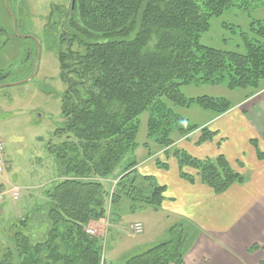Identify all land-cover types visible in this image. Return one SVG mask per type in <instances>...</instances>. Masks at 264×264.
Listing matches in <instances>:
<instances>
[{
    "label": "trees",
    "instance_id": "trees-1",
    "mask_svg": "<svg viewBox=\"0 0 264 264\" xmlns=\"http://www.w3.org/2000/svg\"><path fill=\"white\" fill-rule=\"evenodd\" d=\"M233 8L251 17L264 9V0H75V11L63 18L64 24L49 20L52 33L47 41L65 89L63 123L52 134L63 140L48 144L58 178L35 212L43 215L48 231L42 240H32L27 231L31 216L26 215L14 226L12 247L0 253V264H107L102 239L85 232L106 217L105 198L111 207L128 201L132 209L140 204L160 210L165 188L140 176L136 162L122 168L111 193L102 189V182L139 148L136 138L144 113L149 115L147 140L165 159L176 160L181 179L193 184L185 170L193 171L215 195L245 183V176L232 170L222 155L199 160L172 149L177 140H189L197 131V145L215 136L207 127L188 125L172 107L197 105L214 117L232 108L225 99H188L183 87L224 84L230 91H249L246 99L264 87V21L251 20L246 31L239 29L238 51L201 43L210 19ZM33 50L36 55V47ZM252 146L257 159L264 160V152L255 142ZM160 163L155 160L156 167L167 170ZM197 234L191 223L170 228L167 242L124 264H185ZM258 249L253 245L250 250Z\"/></svg>",
    "mask_w": 264,
    "mask_h": 264
},
{
    "label": "rangeland",
    "instance_id": "rangeland-1",
    "mask_svg": "<svg viewBox=\"0 0 264 264\" xmlns=\"http://www.w3.org/2000/svg\"><path fill=\"white\" fill-rule=\"evenodd\" d=\"M8 3L16 21L17 35L34 36L37 41L41 43L42 40L43 43L38 42L41 51L33 79L19 86L0 89V139L5 146L2 157L7 167L2 176L1 187L8 182L9 188L5 192L13 187L20 194L15 201L6 196L1 205L3 209H0V253L12 247L9 239L15 231L14 226L26 215L31 216L27 231L32 240H42L48 231L43 215L35 212L44 204V192L50 189L58 178V168L48 151V144L58 145L63 140L52 138V134L63 123L61 94L65 89L59 79L58 62L52 43L47 41L52 33L48 23L51 12L58 7L68 6L69 0H8ZM251 20L264 21V9L254 11L251 17L241 10L228 9L219 17L210 19V29L202 36L201 43L220 50L238 51L240 40L236 34L239 29L246 31ZM0 30L4 34L0 37V86L22 82L29 78L33 71L35 47L33 43L13 34L5 0H0ZM182 93L188 99L208 97L225 99L233 104L240 98L246 99L250 92L230 91L222 84L190 85L183 87ZM172 109L191 126H201L205 119L213 115L197 105L187 109ZM148 117L147 113L140 116L136 138L139 148L116 171L117 176L124 166L141 162L148 155L157 154L154 159L163 161L162 150L146 138ZM198 135L199 131L194 132L191 137L197 140ZM262 143L264 145V137ZM159 169L163 170L160 167ZM115 177L113 175L108 181L102 182V189L106 193H111ZM150 177L152 184L157 185L156 180L151 175ZM105 202L106 217L99 221L100 225L93 223L86 228L91 229L95 237L102 239L103 259L107 264H124L129 258L144 252L145 248H150L147 246L167 242L170 239V228L178 225L186 227V224L180 223L177 218L166 216L162 209L155 214L152 208L140 204H135L132 209V203L128 201H123L115 207L110 206L107 197ZM137 222L143 225L140 235L129 231V226ZM187 230L191 232V228ZM198 236L199 234L196 235L194 243ZM251 243L264 246V243L257 240ZM262 253H257L255 257H261Z\"/></svg>",
    "mask_w": 264,
    "mask_h": 264
},
{
    "label": "crops",
    "instance_id": "crops-1",
    "mask_svg": "<svg viewBox=\"0 0 264 264\" xmlns=\"http://www.w3.org/2000/svg\"><path fill=\"white\" fill-rule=\"evenodd\" d=\"M199 127L215 133L212 141L197 145L198 139H179L174 148L199 160L222 155L232 170L245 176L243 185L215 195L193 171L185 170L194 178L193 184L181 179L177 162L170 157L161 162L168 166L166 171L155 166L154 157L138 162L135 170L143 177L151 175L158 186L165 188L160 210L166 216L191 223L198 230L199 236L185 256V264H260L264 260V246L251 242L264 243V160L257 159L252 142L264 152V87L248 99H238L224 115L209 116ZM2 188H9L8 182ZM251 244L259 250H250ZM259 252H263L262 256L255 257Z\"/></svg>",
    "mask_w": 264,
    "mask_h": 264
},
{
    "label": "built area",
    "instance_id": "built-area-1",
    "mask_svg": "<svg viewBox=\"0 0 264 264\" xmlns=\"http://www.w3.org/2000/svg\"><path fill=\"white\" fill-rule=\"evenodd\" d=\"M4 150H5L4 143L0 139V186H2V176L5 172V169L7 168L5 165L4 158L2 157ZM6 195H8L11 198V200L15 201L18 199L20 194H19V191L13 187L10 188L8 192H4L0 190V205L4 202ZM129 231L132 234L140 235L143 232V227L140 223H135L129 226ZM85 232L90 236H95V233L91 229L87 228Z\"/></svg>",
    "mask_w": 264,
    "mask_h": 264
},
{
    "label": "water",
    "instance_id": "water-1",
    "mask_svg": "<svg viewBox=\"0 0 264 264\" xmlns=\"http://www.w3.org/2000/svg\"><path fill=\"white\" fill-rule=\"evenodd\" d=\"M5 3H6V7L8 9V13L10 15V20H11V23H12V28H13V32L17 35V31H16V21H15V18H14V15L9 7V3H8V0H5ZM18 38L20 39H23V40H33L35 42V45H36V59H35V64H34V68H33V71L31 72V75L29 78H27L26 80L22 81V82H19V83H16V84H5V85H1L0 86V89L1 88H7V87H11V86H19V85H22L24 83H27L29 82L31 79H33L34 75H35V72H36V66H37V62H38V59H39V56H40V44L35 40L34 37L32 36H21V35H17Z\"/></svg>",
    "mask_w": 264,
    "mask_h": 264
},
{
    "label": "flooded vegetation",
    "instance_id": "flooded-vegetation-1",
    "mask_svg": "<svg viewBox=\"0 0 264 264\" xmlns=\"http://www.w3.org/2000/svg\"><path fill=\"white\" fill-rule=\"evenodd\" d=\"M74 11H75V0H69L68 6L58 7V8L54 9L51 12V14H50V20H52V22L57 21V22H61V23L64 24L65 20L63 18L69 17L70 15H72L74 13ZM52 15H53V19L54 20L51 19ZM53 29H54V27H53ZM12 30H13V28H12ZM16 30H17V25H16ZM13 34L15 36H17L14 32H13ZM27 36H30V35H27ZM32 37H34V36H32ZM34 38H35L36 41L38 40L36 37H34ZM26 41H29V42L33 43V45H35V42L33 40H26ZM37 42H39V41H37ZM42 43H43V41L41 40V43L40 44H42ZM35 47H36V45H35Z\"/></svg>",
    "mask_w": 264,
    "mask_h": 264
}]
</instances>
